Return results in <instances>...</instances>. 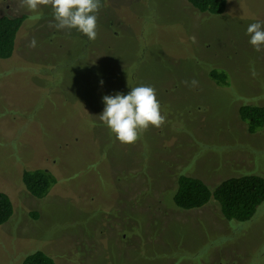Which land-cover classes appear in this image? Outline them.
Returning a JSON list of instances; mask_svg holds the SVG:
<instances>
[{
	"label": "rangeland",
	"instance_id": "1",
	"mask_svg": "<svg viewBox=\"0 0 264 264\" xmlns=\"http://www.w3.org/2000/svg\"><path fill=\"white\" fill-rule=\"evenodd\" d=\"M226 1L212 15L187 0H101L92 41L50 27V6L0 0V17L26 15L0 60V192L14 206L0 264L37 250L56 264H264V203L239 223L213 199L190 211L173 202L180 174L212 189L264 177V129L248 133L238 115L264 106V50L246 34L264 24V0ZM139 86L155 89L165 122L122 144L99 119L103 97ZM31 169L57 179L43 199L24 186Z\"/></svg>",
	"mask_w": 264,
	"mask_h": 264
},
{
	"label": "trees",
	"instance_id": "2",
	"mask_svg": "<svg viewBox=\"0 0 264 264\" xmlns=\"http://www.w3.org/2000/svg\"><path fill=\"white\" fill-rule=\"evenodd\" d=\"M201 13L221 15L225 12L226 0H187ZM26 15L0 17V60L9 59L16 47L19 31ZM209 77L219 86H229V75L224 70L213 69ZM240 120L246 124L247 132L255 134L264 129V106L244 104L238 109ZM27 191L37 199L45 198L56 184L55 176L44 169H31L23 173ZM218 203L223 217L228 221L245 223L250 221L264 203V177L245 174L223 180L210 188L202 179L180 174L173 195L175 206L190 211L206 206L211 200ZM14 214V206L8 194L0 192V226L7 223ZM21 264H56L55 260L42 250L25 256Z\"/></svg>",
	"mask_w": 264,
	"mask_h": 264
},
{
	"label": "clouds",
	"instance_id": "3",
	"mask_svg": "<svg viewBox=\"0 0 264 264\" xmlns=\"http://www.w3.org/2000/svg\"><path fill=\"white\" fill-rule=\"evenodd\" d=\"M20 5L30 12L41 6H50L54 20L50 27L75 29L92 41L97 38V13L102 7L101 0H20ZM246 34L257 52L264 50V24H250ZM29 47H36L35 38L29 42ZM100 83L103 85V80ZM192 83L195 85L197 82ZM103 102L105 108L99 119L122 144H133L150 126L159 128L165 122L155 89L150 86L131 87L127 95H105Z\"/></svg>",
	"mask_w": 264,
	"mask_h": 264
}]
</instances>
